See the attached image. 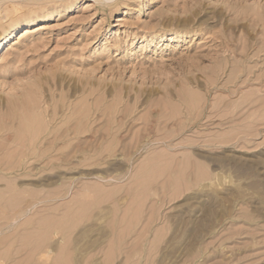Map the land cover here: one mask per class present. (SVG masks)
Returning <instances> with one entry per match:
<instances>
[{
    "label": "rangeland",
    "instance_id": "rangeland-1",
    "mask_svg": "<svg viewBox=\"0 0 264 264\" xmlns=\"http://www.w3.org/2000/svg\"><path fill=\"white\" fill-rule=\"evenodd\" d=\"M11 32L0 264H264V0H0Z\"/></svg>",
    "mask_w": 264,
    "mask_h": 264
},
{
    "label": "bare ground",
    "instance_id": "bare-ground-1",
    "mask_svg": "<svg viewBox=\"0 0 264 264\" xmlns=\"http://www.w3.org/2000/svg\"><path fill=\"white\" fill-rule=\"evenodd\" d=\"M33 20H34V19H28V20H26V22H28V23L31 22V21L33 22ZM17 24H18V23H17ZM18 25H20V24H18ZM18 25H17V26H18ZM11 35H13V32H11L9 35H7V36H5V37H3V38L0 39V47L3 45V43H4L5 41L8 40V37H11ZM102 196H103V195H102ZM100 197H101V196H100ZM88 218H89V217H88ZM71 234H72V233H71ZM4 236H5V234H4ZM67 238H68V237H67ZM1 239H2V238H1ZM3 239H4V238H3ZM3 239H2V240H3ZM118 239H119V238H118ZM68 241H69V240H68ZM112 241H113V240H112ZM2 242H3V241H2ZM118 243H119V242H118ZM118 243H117V244H118ZM0 244H1V243H0ZM110 249H111V248H110ZM112 250H113V249H112ZM108 251H109V250H108ZM110 251H111V250H110Z\"/></svg>",
    "mask_w": 264,
    "mask_h": 264
}]
</instances>
